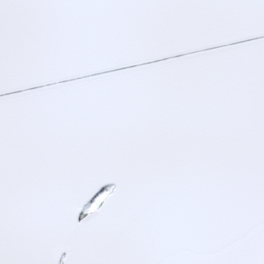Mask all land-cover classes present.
<instances>
[{
	"label": "snow or ice",
	"instance_id": "snow-or-ice-1",
	"mask_svg": "<svg viewBox=\"0 0 264 264\" xmlns=\"http://www.w3.org/2000/svg\"><path fill=\"white\" fill-rule=\"evenodd\" d=\"M0 264H264V0H0Z\"/></svg>",
	"mask_w": 264,
	"mask_h": 264
}]
</instances>
